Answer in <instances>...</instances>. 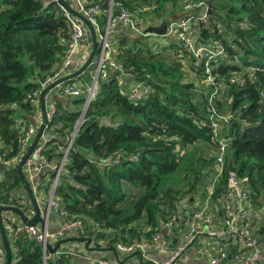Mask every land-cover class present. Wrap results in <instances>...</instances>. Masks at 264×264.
<instances>
[{
	"label": "trees",
	"instance_id": "1",
	"mask_svg": "<svg viewBox=\"0 0 264 264\" xmlns=\"http://www.w3.org/2000/svg\"><path fill=\"white\" fill-rule=\"evenodd\" d=\"M49 1L0 0L1 206L22 208L16 196L20 190L26 192L16 171L22 139L41 110V104H35L37 94L61 66L70 45L67 18L57 3L46 5ZM117 1L134 12L152 8L155 18L176 13L179 4V0ZM205 1L211 9L210 21L200 24L198 43H220L225 50L213 62V74L224 86L212 103L221 117L218 130L208 112L214 89L205 82L203 63L173 38L157 37L158 46L152 44L156 40L152 37L144 42L118 38L117 58L125 76L152 93L133 101L123 94L118 72L99 79L98 93L73 140L56 188L65 224L83 226L73 239L86 238L93 247L118 251L119 244L152 243L169 223L185 232L186 211L205 201L215 178L221 139L230 141L208 213L224 216L223 198L229 175L234 174L249 179L254 219L258 222L264 215V0ZM107 9L104 0L103 11ZM79 80L80 76L65 85ZM86 98L85 92L56 102L57 113L46 130L50 141L43 151L48 163H62ZM103 118L115 124H102ZM108 162L112 164L102 165ZM55 176L51 171L41 183L51 184ZM167 237L173 248L178 245L172 235ZM259 238L264 243V227ZM218 241L234 246L230 240ZM9 245L13 264H45L43 245L37 240L20 234L12 236ZM46 264L74 261L72 254L60 253L51 255Z\"/></svg>",
	"mask_w": 264,
	"mask_h": 264
},
{
	"label": "built area",
	"instance_id": "2",
	"mask_svg": "<svg viewBox=\"0 0 264 264\" xmlns=\"http://www.w3.org/2000/svg\"><path fill=\"white\" fill-rule=\"evenodd\" d=\"M63 1L71 6L74 10L82 14L93 25L99 43L97 49L98 52L96 53L99 56L96 62L93 63L96 66V73L92 77L93 83L91 84V86H86L84 84H81L80 86L71 84L65 85L64 83L65 86L61 91L62 95L65 98L81 97L84 95V92H86L87 98L86 103L83 107L86 115L90 103L95 99L98 93L99 79L106 80L113 72H118L120 79L126 74L124 66L118 61L117 58L120 55V44L118 42V38L115 36L116 29L119 27L125 28L137 34V36L140 37L141 41L142 39H145L144 41H146L151 37L153 39L160 37L155 34L145 33V30L147 28L156 27L159 25V22L156 20L155 15L152 14L151 9H143L139 12H134L125 8L121 2H116V0H109L108 9L106 10V12L103 11L104 0ZM70 1H72V4L70 3ZM52 2L58 4V0H51L49 2H46V5ZM59 7L64 12L68 24L71 28L70 45L69 49L66 51L63 63L57 69L55 74L52 77H49L42 85L41 91L49 84L53 83L59 78H62L63 76H66L72 64L73 56H76L78 54L77 51L82 48L84 44L89 43V32L84 23L79 18L69 13L64 7L60 5ZM179 9L181 17L174 22H171L167 29V34L161 37L165 39H176L183 50L193 55L195 61L204 64L203 71L206 79L205 82L209 87L214 89L210 96L208 112L210 113V119L213 121L212 127L215 131H217V121L221 119V117L218 116V113L215 107H213L212 103L213 99L219 95V89L223 88L224 86L223 83H220L219 80H217L216 76L213 74V62L217 60L225 50L220 43H215L213 46L200 45L198 43L199 36H197V34L199 33V30L197 29L196 25L201 23L206 24L210 20L209 12L211 11V9L207 1L179 0ZM102 21H104V26H102ZM84 35L86 36L88 42L81 41ZM155 42L159 43V41L156 39L152 42L154 46ZM89 56L90 53L87 51V49H85L83 58L87 60ZM232 80L233 79L231 78L230 82ZM41 91L37 94L38 100ZM150 93H152L150 89L145 88L142 85H133L123 90V94L133 101L142 100ZM38 100H36L35 104L39 103ZM56 113V104H50L47 107L48 124L52 121ZM34 121L35 123L29 126L22 139V157L28 151L30 145L34 140V137L38 132L39 127L44 122L41 111L36 115ZM48 124L41 137L40 143L37 145L34 153L28 158L24 166L25 173L29 176V183L31 184L32 182L33 184L30 187L33 191L35 199V195L38 193V189L42 184L41 181L37 182V180H39L38 177L41 172L44 169H48V167H51L54 169L57 175L63 168L62 163L59 166L48 163L47 159L43 155L46 144L50 141L49 135L46 134ZM225 142L226 140L222 139L218 141L219 152L216 155V175L213 183L207 190V197L205 201L200 203L196 202L197 204H195L193 208H190V210H187L185 213V225L187 229L190 230V238L188 242L174 249L171 246V242L167 236L170 235L169 232L172 228L175 229L176 223L175 225L173 223H169L164 227V231H166V234L164 235L162 233L155 236L152 243H135L131 246L119 244V252H121L124 256L140 254V256L143 257V254L146 252V250L151 249L153 246L159 243L160 245L158 244V246L160 247L162 253L166 255V258L162 262H157L156 264H186V258L184 256L188 246L196 242L199 236L207 233L208 236L215 240L214 242H211V245L213 246L219 244L218 240L221 239L233 241L234 247H236L233 254L224 251L214 252L209 260V264H264V243L258 236H255L253 234V227L250 223V220L252 219V210L254 208V203L250 196L248 178L240 179L237 175H229L228 191L223 198V200L225 201L224 216L222 217L223 224L219 229L214 228V217L212 214L208 213L211 199L215 193V185L224 173L225 154L227 147V144ZM69 143L67 145V149L69 147ZM118 162V160L115 161V163ZM107 164H112V162L105 163L104 165L107 166ZM34 180H36L37 183H33ZM52 183L55 187V180H52L51 184ZM54 196L55 189L53 190L50 201L48 203L49 218L53 209L57 213L63 214V212H61L62 210L60 204L55 200ZM36 202L40 208L41 206L38 203L37 199ZM19 203L22 206V208L20 209L24 211V214H26V216H28L29 218H33L36 215V211L30 207L28 195H22L20 197ZM23 208H26L27 210L25 211ZM181 214H183V212H181ZM49 218H45L46 225L38 224L35 226H30L21 224L17 228H12V236L25 234L29 239L37 240L38 242L42 243L45 252L46 244H50V240L52 239V237H54L49 234ZM208 228L210 229L208 230ZM63 229L71 233V231L75 232L78 230H83V226L82 224H80V222H73L65 224V227ZM59 235L62 236V234ZM203 243L206 244V241H203ZM70 254H72V252ZM2 256L3 250L0 248V258ZM46 256L48 258V253L46 254ZM96 264L119 263H110L106 259H101L98 260Z\"/></svg>",
	"mask_w": 264,
	"mask_h": 264
},
{
	"label": "crops",
	"instance_id": "3",
	"mask_svg": "<svg viewBox=\"0 0 264 264\" xmlns=\"http://www.w3.org/2000/svg\"><path fill=\"white\" fill-rule=\"evenodd\" d=\"M107 2H109V0H107ZM70 3L72 4V1H70ZM171 6H172V3H170L168 5L167 12L171 11ZM180 17H181V14H180V9H179V4H178V11L176 13L171 14V12H170L169 15L165 14L162 18L156 17V18H159L158 20L157 19L156 20L159 22L158 26H161L162 24H164L168 21H169V23L174 22L175 20L179 19ZM158 26H156V27H158ZM88 32H89V30H88ZM115 36L117 38H125V39L127 38L128 40H141L140 37L137 36V34H135L134 32H131L130 30L122 28V27H119L116 29ZM170 39H172V38H170ZM88 40H89V43L84 44L82 46V48H80L77 51L78 54L76 56H73L72 64L69 68L68 74L77 71L78 69H80L83 66V64L86 61L83 58L85 49H87V51L89 53L92 52L93 45H92V38H91L90 32L88 35ZM143 42H144V40H143ZM88 45H90V46H88ZM98 56H99L98 54L95 55L94 63L98 59ZM86 74L87 73L85 72L80 76L81 80H79L77 84H75V82H74V84L72 83L71 85L77 86L80 83H82V81L85 80L88 76H91V79H92V76L94 75V73H93V75H90L91 73H89L88 76H86V78H85ZM119 83L123 86V89H127L128 87H131L135 84V82L132 81V78H130L128 76H123L121 79H119ZM64 86H65L64 84H61L60 86L56 87L53 91H51L49 94H47V96H46V108L52 103L56 104L57 101H59L61 99L62 100L66 99L61 93L62 88ZM34 123H35V121L31 122V125ZM18 127H21L22 129H24L25 125L23 123H21V124L19 123ZM48 169H49V172L54 170L51 167H48ZM49 172L48 171L45 173L41 172L42 175H39V177H38L39 180H37V182H40L41 180H43L45 175L48 174ZM24 174H26V173L24 172ZM37 182H36V180L33 181V183H37ZM46 182H47V184H46ZM49 182H50L49 180L42 182V184L40 186L43 188V190H42V188H39L38 193L35 195L38 203L41 206L40 207L41 215L44 216L45 218H49V216H48L49 213H47V207H48V203H49L50 198H51V194H52L54 189H55V195H56V188L53 186V183L49 184ZM31 185H33L32 182H31ZM24 194L28 195L27 190H26V192H21V190H20L19 194L17 195L18 200H20V197ZM28 197H29V195H28ZM55 200L58 202L56 197H55ZM29 201H30V207L33 210H35L31 199H29ZM253 213H254V211L252 210V216H253ZM53 214L58 215L59 217H56L53 220V218H52ZM3 217L5 218L4 214H3ZM213 217H214L213 218L214 228L219 229L223 224V218H222V216H219L218 214H216L215 216L213 215ZM5 219L11 221V224L5 223L6 234H7L8 240L10 241L12 238V228H14L13 225L17 224L19 226V225L23 224V222L17 214H14L12 216V214L9 213V215H6ZM250 223L253 226V234L255 236L259 237L261 228L264 227V215L262 216V218L258 222L254 219V216H253V218L250 220ZM49 226L51 228L56 229V230L58 228L63 229L65 227V221L63 219V216H61V214L57 213L54 209L52 210L51 216L49 218ZM209 229L210 228H208V230ZM8 232H9V234H8ZM74 233L76 234V236H73ZM163 234L165 235L166 231H163ZM78 236H79V233H77V231H75V232L71 231V233H69L67 236L56 235V236L52 237V239L50 240L49 243L51 246L54 247L61 240H64L66 238L71 239L73 241L72 244H69L71 249L68 250V246L66 244H64L62 247V250L58 251L57 254L68 253L69 251H74V250L75 251L76 250H82L85 253V256H79L77 260L73 259L74 264H96V261H98L100 259H106L110 263H118V261H119V263L122 264L123 261L127 257V256H124L121 252L119 253L117 250H114V249H111L108 247H101L103 250V255H102L99 251V249H101V248L93 247V245H90L89 247L94 249V251L85 252L84 249H85L86 243L79 242L80 238L77 240L73 239V237H78ZM203 241H206V244H204ZM208 241L214 242L215 240L213 238H211L210 236H208V234L206 233L203 235L202 239H199L198 242H196L193 246L187 248V251H186L185 256H184L186 258V264H209V260L212 256V254L214 252H216V250L222 248V246H218V245L213 246ZM184 243H186V242L185 241L181 242V244H184ZM158 244L159 243H157V245L153 246L151 249L146 250V252L143 254V257H141L140 255H137L135 257L136 262H138L141 258H142L143 264H152V263L162 262L166 258V255L162 253ZM223 245L225 247H230L231 249L234 247V246H227L226 244H223ZM231 245H234V243H232ZM0 248L3 250V256L0 258V264H1V263L5 262V259H6L5 249H4L2 240L0 241ZM110 249L114 250V252H112ZM230 250H229V253H230ZM121 254H122V256H121ZM50 256H51V254L48 253V258Z\"/></svg>",
	"mask_w": 264,
	"mask_h": 264
},
{
	"label": "water",
	"instance_id": "4",
	"mask_svg": "<svg viewBox=\"0 0 264 264\" xmlns=\"http://www.w3.org/2000/svg\"><path fill=\"white\" fill-rule=\"evenodd\" d=\"M58 4L62 7H64L69 13H71L72 15H74L75 17L79 18L83 23L84 25L86 26V28L89 30L90 34H91V38H92V45H93V49H92V52L90 53V56L89 58L85 61V63L83 64V66L78 69L77 71L75 72H72V73H69L67 74L66 76H63L62 78H59L58 80L54 81L53 83L49 84L47 87H45L41 93H40V103H41V111H42V116H43V119H44V122L41 124V126L39 127L38 129V132L36 134V136L34 137V140L32 142V144L30 145L28 151L26 152V154L21 158L20 162L17 164L16 166V171L18 172L22 182H23V185L24 187L26 188L27 190V193L33 203V206L35 208V211H36V215L35 217L33 218H29L28 216H26L24 214V212L16 207V206H0V239L2 240V243H3V246H4V249H5V254H6V259H5V262L1 263V264H13V255H12V250L10 248V245H9V240H8V237H7V234H6V229H5V223H10L11 224V221L5 219L3 217V214L5 212H10L13 214H17L23 224H26V225H30V226H35V225H38V224H41V225H46V221H45V217L41 215V210L36 202V199L33 195V191L29 185V182L27 181V178L25 177V174H24V166H25V163L26 161L28 160V158L34 153L37 145L40 143V140H41V137L44 133V130L48 124V117H47V108H46V96L47 94H49L51 91H53L56 87L60 86L61 84H64L76 77H79L81 76L83 73H85V71L93 65L94 63V57L97 53V49H98V39H97V34L95 32V28L93 27V25L82 15L80 14L78 11L74 10L71 6H69L66 2H64L63 0H58ZM169 21L162 24L161 26H158V27H149L145 30V33H150V34H155V35H158V36H165L167 34V29L169 27ZM81 41L83 42H88L86 36L84 35L81 39ZM74 98V97H72ZM84 117H85V111L83 110L82 112V115L80 117V119L78 120L77 122V125H76V128H75V131H74V134H73V137L69 143V147L68 149L66 150L65 152V155H64V158H63V161H62V167L64 166L65 164V161H66V158L69 154V151H70V147L72 146L73 144V140L77 134V132L79 131L81 125L83 124L84 122ZM230 140H226V144L229 143ZM49 172V169H44L42 171V173H45V172ZM62 171V170H61ZM61 171L56 175L55 177V187H57V184H58V181H59V178H60V175H61ZM42 175V174H40ZM47 213H49V204H48V207H47ZM178 221V220H177ZM14 228H17L18 225L17 224H14L13 225ZM49 234L52 235V236H56V235H59V234H62L64 236H67L69 234V232L63 230L62 228H58L57 230L54 229V228H51L49 227ZM79 242L81 243H86V246H85V252H92L94 251V249L90 248V241L87 240L86 238H80L79 239ZM73 241L71 239H64V240H61L57 243L56 246H51L50 244H46V249H45V254H44V261H45V264H46V260H47V256L46 254L49 253L51 255H55L58 253V251L62 250V247L64 244H66L68 247H70L69 244H72ZM111 250V249H110ZM112 252H114V250H111ZM72 252V258L74 260H77L79 256H85V253L82 251V250H74V251H70L69 253ZM116 253V252H115ZM138 254H134V255H130V256H127L126 259L123 261L122 264H127V260H135V257L137 256ZM140 255V254H139ZM87 257V256H86ZM101 260V259H100ZM97 263V261H96ZM119 263V261H118ZM143 264L142 262V258L136 262V261H132V264ZM120 264V263H119ZM152 264H156V263H152Z\"/></svg>",
	"mask_w": 264,
	"mask_h": 264
},
{
	"label": "rangeland",
	"instance_id": "5",
	"mask_svg": "<svg viewBox=\"0 0 264 264\" xmlns=\"http://www.w3.org/2000/svg\"><path fill=\"white\" fill-rule=\"evenodd\" d=\"M152 9V8H151ZM210 21V20H209ZM201 24H203V23H201ZM207 24V23H206ZM200 24H197L196 25V27H197V29L199 30V33L197 34V36H200ZM169 39V38H168ZM177 43H178V41L176 40V39H174ZM155 46H158V43L157 42H155ZM211 46H213V45H211ZM190 57H193V55L190 53ZM184 62H189V60L187 59L186 61L184 60ZM89 71V72H88ZM91 71V72H90ZM87 74L85 75V78H86V76H88V74L89 73H91L90 75H93V73L95 74L96 73V66H95V64H93L92 66H90L88 69H87V71H85ZM186 73H188V72H186ZM93 77V76H92ZM90 80H92V81H86V79L85 80H83L82 81V83H84V85H86V86H91V84L93 83V78L91 79L90 78ZM85 81V82H84ZM234 81H236V78L234 77V79L231 81V83H233ZM243 81V79L242 78H240L239 79V82H242ZM91 82V83H90ZM78 82H75V84H77ZM82 83H80L79 85H77V86H80ZM84 94H85V92H84ZM197 99H199L200 100V98L199 97H197ZM196 99V100H197ZM230 110V109H229ZM100 122L102 123V124H106V125H114L115 123H113V122H111L110 120H109V118H103V119H100ZM66 150V149H65ZM208 151V150H207ZM207 151L205 152V155L207 154ZM199 152H200V150H199ZM102 165H104V163H102ZM23 171L25 172V170L23 169ZM42 190H43V188H42ZM19 194V192L17 193V195ZM16 195V196H17ZM9 213L10 212H5L4 213V215H5V218H6V215H9ZM12 214V216L14 215L13 214V212L11 213ZM56 217H59L58 215H55V214H53L52 215V218H53V220H54V218H56ZM190 220H191V215H190ZM186 228L183 226V230H185ZM177 229H171L170 230V232H169V234H170V236L172 235L176 240H177V246L176 247H178V246H181L182 244H181V242H183V241H185V242H188V240H189V238H190V235H189V233H190V230H188V229H186V231L185 232H178V231H176ZM178 232V233H177ZM180 233V234H179ZM192 237V236H191ZM171 242V241H170ZM209 243H211V241H208ZM194 243H196V242H194ZM194 243H192V244H194ZM171 244H172V242H171ZM181 244V245H180ZM192 244H190L189 246H192ZM220 244V243H219ZM217 244L218 246H222V248H220V249H218V250H216L217 252L218 251H224V252H227V253H229V250L231 249L230 247H225L223 244ZM217 245H215V246H217ZM176 247H174V248H176ZM71 248L70 247H68V250H70ZM99 251H100V253L103 255V250H102V248L101 249H99ZM232 251V249L230 250V252ZM70 252V251H69ZM5 256H6V254H5ZM122 256V255H121ZM132 261H136V260H127V264H132Z\"/></svg>",
	"mask_w": 264,
	"mask_h": 264
},
{
	"label": "clouds",
	"instance_id": "6",
	"mask_svg": "<svg viewBox=\"0 0 264 264\" xmlns=\"http://www.w3.org/2000/svg\"><path fill=\"white\" fill-rule=\"evenodd\" d=\"M39 103H40V96H39ZM41 104V103H40ZM41 111V110H40ZM41 113H42V111H41ZM54 171V170H53ZM62 172V171H61ZM56 173V172H55ZM56 177V176H55ZM53 180H55V178L53 179ZM59 184V183H58ZM57 188V187H56Z\"/></svg>",
	"mask_w": 264,
	"mask_h": 264
}]
</instances>
